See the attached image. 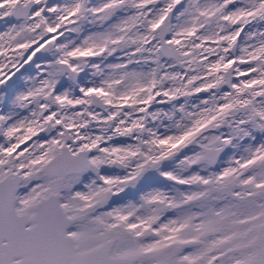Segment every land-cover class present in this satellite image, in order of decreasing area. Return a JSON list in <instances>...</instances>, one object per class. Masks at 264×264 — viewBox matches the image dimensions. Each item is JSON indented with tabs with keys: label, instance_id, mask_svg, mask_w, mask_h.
<instances>
[{
	"label": "snow or ice",
	"instance_id": "obj_1",
	"mask_svg": "<svg viewBox=\"0 0 264 264\" xmlns=\"http://www.w3.org/2000/svg\"><path fill=\"white\" fill-rule=\"evenodd\" d=\"M0 264H264V0H0Z\"/></svg>",
	"mask_w": 264,
	"mask_h": 264
}]
</instances>
